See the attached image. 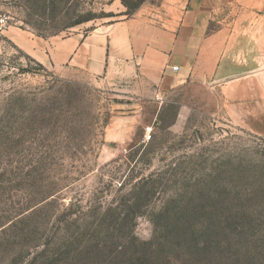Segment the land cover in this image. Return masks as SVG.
<instances>
[{"label": "rangeland", "instance_id": "1", "mask_svg": "<svg viewBox=\"0 0 264 264\" xmlns=\"http://www.w3.org/2000/svg\"><path fill=\"white\" fill-rule=\"evenodd\" d=\"M0 13L46 36L131 16L122 0H0ZM253 19L224 8L210 32L249 35ZM247 62L242 73L254 76ZM215 67L203 55L170 88L70 77L1 36L0 221L28 218L0 235V264L62 236L61 222H123L119 243L132 226L141 240L176 241L174 223L195 224L200 247L176 264H248L245 254H264V133L231 123Z\"/></svg>", "mask_w": 264, "mask_h": 264}, {"label": "crops", "instance_id": "2", "mask_svg": "<svg viewBox=\"0 0 264 264\" xmlns=\"http://www.w3.org/2000/svg\"><path fill=\"white\" fill-rule=\"evenodd\" d=\"M228 7L253 14L251 34L237 36L227 27L210 32L220 11ZM243 33H248L247 27ZM3 36L45 67L70 77H139L164 88L183 84L194 74L199 58L207 55L216 65L214 79L221 81L231 123L264 133V0L145 1L131 16L88 31L76 28L44 37L10 26ZM249 47L255 53H249ZM248 58L255 65L254 76L242 73Z\"/></svg>", "mask_w": 264, "mask_h": 264}, {"label": "trees", "instance_id": "3", "mask_svg": "<svg viewBox=\"0 0 264 264\" xmlns=\"http://www.w3.org/2000/svg\"><path fill=\"white\" fill-rule=\"evenodd\" d=\"M145 1L122 0L130 15L134 14ZM39 35L46 36L40 33ZM24 218L28 217L15 220L7 226V223L0 221V235L6 234L12 228L18 229ZM174 224L176 241L172 239L158 241L154 238L141 240L134 233L132 226L131 231L128 230L130 237L119 243L117 240L123 236L118 234L120 230L125 229L123 222L95 224L61 222L57 229L63 232L62 236L34 245L32 251H26L28 255L23 256L24 258L21 253L28 246L23 245L21 251L8 258L7 264H13L19 259L21 264H176L175 261L180 260L186 251L187 254L194 255L193 251L199 249L197 234L202 229L188 222ZM3 242L10 243L12 240L3 238ZM244 257L248 264H264V254H260V257L245 254Z\"/></svg>", "mask_w": 264, "mask_h": 264}, {"label": "built area", "instance_id": "4", "mask_svg": "<svg viewBox=\"0 0 264 264\" xmlns=\"http://www.w3.org/2000/svg\"><path fill=\"white\" fill-rule=\"evenodd\" d=\"M12 18L8 14L0 13V37L3 36L4 32L11 26ZM174 70H179V66H174ZM153 127L148 126L146 128V134L144 137V142H149L152 138Z\"/></svg>", "mask_w": 264, "mask_h": 264}]
</instances>
